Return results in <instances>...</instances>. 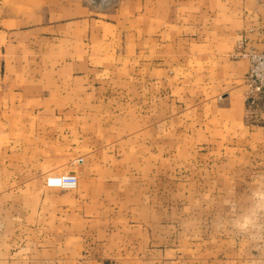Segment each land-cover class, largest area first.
I'll list each match as a JSON object with an SVG mask.
<instances>
[{"label":"crops","instance_id":"crops-1","mask_svg":"<svg viewBox=\"0 0 264 264\" xmlns=\"http://www.w3.org/2000/svg\"><path fill=\"white\" fill-rule=\"evenodd\" d=\"M243 50L264 0H0V264H204L163 187H264Z\"/></svg>","mask_w":264,"mask_h":264},{"label":"rangeland","instance_id":"rangeland-1","mask_svg":"<svg viewBox=\"0 0 264 264\" xmlns=\"http://www.w3.org/2000/svg\"><path fill=\"white\" fill-rule=\"evenodd\" d=\"M93 1L106 3L107 0ZM77 161L82 162V159ZM61 174L77 176L74 171ZM255 189L247 186H164L163 211L169 213L168 217H164V225L171 226L177 219L178 226L186 228L179 235L180 242H185L187 247L193 248V251H186V254H194L195 257L201 258L204 264H264V236L251 238L236 233L227 226H218L222 219L237 215L246 209L250 194ZM176 196L179 198L178 204L175 202ZM192 196L196 202L182 201L194 198ZM176 210L180 212L178 217L170 216L171 211ZM183 212L184 215L181 214ZM187 228L192 229L193 233ZM188 240L189 245L186 243ZM193 242H199L200 245L194 246Z\"/></svg>","mask_w":264,"mask_h":264},{"label":"built area","instance_id":"built-area-1","mask_svg":"<svg viewBox=\"0 0 264 264\" xmlns=\"http://www.w3.org/2000/svg\"><path fill=\"white\" fill-rule=\"evenodd\" d=\"M241 57L249 61L246 75V103L253 115L264 113V50H243ZM60 181L59 185L52 183ZM78 179L73 174L50 175L46 179V185L51 188L74 189Z\"/></svg>","mask_w":264,"mask_h":264},{"label":"clouds","instance_id":"clouds-1","mask_svg":"<svg viewBox=\"0 0 264 264\" xmlns=\"http://www.w3.org/2000/svg\"><path fill=\"white\" fill-rule=\"evenodd\" d=\"M52 183L59 185L61 182ZM218 226H227L232 231L251 238L264 236V188L257 185L250 194L246 209L237 215L222 219Z\"/></svg>","mask_w":264,"mask_h":264}]
</instances>
